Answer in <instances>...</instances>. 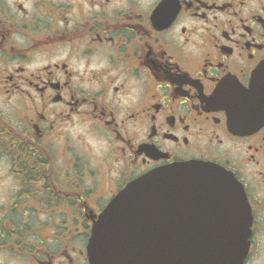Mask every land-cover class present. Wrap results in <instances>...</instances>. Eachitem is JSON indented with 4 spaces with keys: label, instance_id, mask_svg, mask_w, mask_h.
Here are the masks:
<instances>
[{
    "label": "flooded vegetation",
    "instance_id": "1",
    "mask_svg": "<svg viewBox=\"0 0 264 264\" xmlns=\"http://www.w3.org/2000/svg\"><path fill=\"white\" fill-rule=\"evenodd\" d=\"M262 66L264 0H0V264H90L112 200L191 161L243 186L244 264H264V125L229 110ZM77 128L104 165L76 153Z\"/></svg>",
    "mask_w": 264,
    "mask_h": 264
},
{
    "label": "water",
    "instance_id": "2",
    "mask_svg": "<svg viewBox=\"0 0 264 264\" xmlns=\"http://www.w3.org/2000/svg\"><path fill=\"white\" fill-rule=\"evenodd\" d=\"M229 110L235 129L264 125V66ZM251 225L233 174L207 162L176 163L133 180L112 200L92 227L89 262L243 264Z\"/></svg>",
    "mask_w": 264,
    "mask_h": 264
},
{
    "label": "rangeland",
    "instance_id": "3",
    "mask_svg": "<svg viewBox=\"0 0 264 264\" xmlns=\"http://www.w3.org/2000/svg\"><path fill=\"white\" fill-rule=\"evenodd\" d=\"M75 134L76 153L87 159L93 168L101 167L109 160L108 147L100 135L89 133L84 128H77ZM79 137L82 138V143Z\"/></svg>",
    "mask_w": 264,
    "mask_h": 264
}]
</instances>
